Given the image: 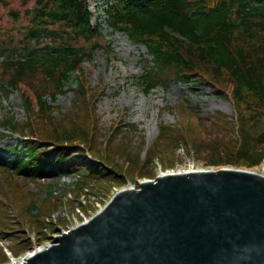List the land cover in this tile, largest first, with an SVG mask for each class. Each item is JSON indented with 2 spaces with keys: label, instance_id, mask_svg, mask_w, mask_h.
Masks as SVG:
<instances>
[{
  "label": "rangeland",
  "instance_id": "374dc122",
  "mask_svg": "<svg viewBox=\"0 0 264 264\" xmlns=\"http://www.w3.org/2000/svg\"><path fill=\"white\" fill-rule=\"evenodd\" d=\"M107 5V0H99L101 12L94 17L95 21L99 18L104 39L74 44L90 54L84 63L88 96L85 100L78 98L71 82L66 87L68 94L59 95L56 102L46 97L51 115L48 112L32 125L45 138L52 136L59 125L60 132L84 128V138L74 135L77 138L73 143L63 148L69 156L65 166L72 169L70 176L33 182L4 175L0 181V264L21 261L30 252L49 245L54 237L93 218L120 190L139 188L142 182L154 181L161 174L264 167L262 151L254 158H262L259 163L237 159L240 127L250 130L252 124L248 123L250 113L235 103L229 78L215 81L206 70L210 80L205 79L203 85H162L146 94L141 79L153 67L147 49L113 33L104 13ZM24 11L20 2L8 8L0 3V42L17 50L16 57L27 55L24 43L38 53L52 47L47 38L30 42V22ZM12 12L20 17H12ZM96 42L100 46L91 48ZM27 93L34 98L32 92ZM11 117L31 130L22 93L13 92L8 98L0 94V137L9 136L0 138V163L12 161L14 148L21 149L32 140L30 132L23 135L27 139L19 134L22 126L17 134L3 129ZM259 134H264V125ZM39 147H48L46 153L54 162L64 155L53 146ZM82 169L92 181L79 178ZM32 204L37 206L33 214L29 211Z\"/></svg>",
  "mask_w": 264,
  "mask_h": 264
},
{
  "label": "trees",
  "instance_id": "16d2710c",
  "mask_svg": "<svg viewBox=\"0 0 264 264\" xmlns=\"http://www.w3.org/2000/svg\"><path fill=\"white\" fill-rule=\"evenodd\" d=\"M109 1L112 3L107 12L109 27L135 45L147 48L153 67L141 79L142 90L150 94L162 85H203L205 79L210 80L206 70L215 81L228 77L233 84L235 103L250 113L248 123L252 124L250 130L240 127L237 159L259 163L262 158H254L260 156V151L264 156V134H259L264 125V0ZM14 2L25 8V17L30 22V42L47 38L55 48L46 46V52L38 53L24 43L27 55L16 57L17 50H10L0 42L3 59L0 94L8 98L13 92L22 93L30 116L27 125H31L30 130L11 117L3 129L17 134L22 126L19 134L30 132L32 137L21 149L14 148L16 156L12 161L0 163V181L4 175L29 178L33 182L61 180L72 171L65 166L69 156L63 148L83 137L84 128L77 126L60 132L62 125H59L53 129L52 136L45 138L32 125L38 124L48 112L50 117L51 107L46 97L56 102L59 95L68 94L66 87L71 82L76 86L72 92L86 99L84 63L90 54L86 48H76L74 44L81 41L90 44L102 35L91 27L86 0H0L4 8ZM11 16L18 19L20 14L12 12ZM98 46L96 42L94 47ZM241 121L245 123L244 119ZM8 137L1 134L0 138ZM41 144L53 146L64 155L54 162L46 153L48 147L39 150ZM78 175L92 181L83 169ZM29 211L35 213L36 204Z\"/></svg>",
  "mask_w": 264,
  "mask_h": 264
},
{
  "label": "water",
  "instance_id": "95a60500",
  "mask_svg": "<svg viewBox=\"0 0 264 264\" xmlns=\"http://www.w3.org/2000/svg\"><path fill=\"white\" fill-rule=\"evenodd\" d=\"M23 264H264V177L159 176Z\"/></svg>",
  "mask_w": 264,
  "mask_h": 264
},
{
  "label": "bare ground",
  "instance_id": "6f19581e",
  "mask_svg": "<svg viewBox=\"0 0 264 264\" xmlns=\"http://www.w3.org/2000/svg\"><path fill=\"white\" fill-rule=\"evenodd\" d=\"M222 169H233V168H229V167H224V168H212V169H209V170H188V171H180V172H173V173H167V174H161L160 175V177H162V176H164V175H172V174H174V175H177V174H184V173H193V172H201V171H209V172H217V171H220V170H222ZM243 171H246L247 173H252V174H254V175H258V176H263L264 177V167H256V168H253V169H250V170H243ZM150 180H146L145 182H149ZM142 183H144V182H142ZM134 188H136V187H132V186H130L128 189H134ZM138 188V187H137ZM122 190H124V189H122ZM122 190H120V191H122ZM125 190H126V188H125ZM119 191V192H120ZM90 220H87L84 224H86V223H88ZM84 224H82V225H84ZM82 225H79L78 227H80V226H82ZM77 227V228H78ZM74 229H76V228H74ZM73 229V230H74ZM66 233V232H65ZM65 233H63V234H65ZM60 237V235L59 236H56V237H54V241L53 242H51L49 245H46L45 247H42V248H39V249H36V250H34V251H32V252H30L25 258H23L21 261H19V262H15V263H12V264H23L26 260H28L30 257H32L34 254H36V253H39V252H42V251H45L48 247H50V246H52L54 243H55V241L58 239Z\"/></svg>",
  "mask_w": 264,
  "mask_h": 264
},
{
  "label": "built area",
  "instance_id": "2783aa9c",
  "mask_svg": "<svg viewBox=\"0 0 264 264\" xmlns=\"http://www.w3.org/2000/svg\"><path fill=\"white\" fill-rule=\"evenodd\" d=\"M18 261H19V260H16V259H15V260L13 261V263L18 262Z\"/></svg>",
  "mask_w": 264,
  "mask_h": 264
}]
</instances>
